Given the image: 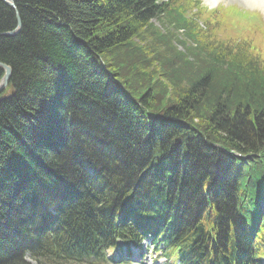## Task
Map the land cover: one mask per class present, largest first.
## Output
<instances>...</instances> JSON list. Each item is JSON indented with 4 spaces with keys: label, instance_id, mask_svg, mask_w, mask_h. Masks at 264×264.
<instances>
[{
    "label": "trees",
    "instance_id": "obj_1",
    "mask_svg": "<svg viewBox=\"0 0 264 264\" xmlns=\"http://www.w3.org/2000/svg\"><path fill=\"white\" fill-rule=\"evenodd\" d=\"M14 1L6 35L18 16L0 0V264H94L140 231L181 244L183 264H255L263 55L210 47L201 0Z\"/></svg>",
    "mask_w": 264,
    "mask_h": 264
},
{
    "label": "rangeland",
    "instance_id": "obj_2",
    "mask_svg": "<svg viewBox=\"0 0 264 264\" xmlns=\"http://www.w3.org/2000/svg\"><path fill=\"white\" fill-rule=\"evenodd\" d=\"M217 2L218 4L226 3L225 7H220L221 10H225L222 15L217 11L209 10L202 12L198 18L201 20L198 25L199 30L202 29V24H205L209 29L202 31L207 37V44L210 47L227 45L230 49L243 50L253 45L264 56V24L262 16L253 11L259 10L264 17V3L260 0H217ZM230 2H235L238 5ZM239 5L246 9H252L248 12L252 11L253 14L243 11ZM244 41L251 45L245 44Z\"/></svg>",
    "mask_w": 264,
    "mask_h": 264
},
{
    "label": "water",
    "instance_id": "obj_3",
    "mask_svg": "<svg viewBox=\"0 0 264 264\" xmlns=\"http://www.w3.org/2000/svg\"><path fill=\"white\" fill-rule=\"evenodd\" d=\"M4 2L7 5H9L12 8H14L16 10V13H17V16H18V27L14 31L6 33V35H16V34H18L20 32L21 25H22L21 24V19H20V14H19L18 9H17V5H16L14 0H4ZM0 67L5 70V74H4V76H3V78H2V80L0 82V92H1V91H3V89H5V87L9 83V79L12 76V67L7 65V64H5V63H3V62H1V61H0ZM11 97H12L11 94L3 96V97L0 98V102L1 101H5V100H7V99H9Z\"/></svg>",
    "mask_w": 264,
    "mask_h": 264
},
{
    "label": "bare ground",
    "instance_id": "obj_4",
    "mask_svg": "<svg viewBox=\"0 0 264 264\" xmlns=\"http://www.w3.org/2000/svg\"><path fill=\"white\" fill-rule=\"evenodd\" d=\"M262 3H264V0H260ZM3 91L0 92V94L2 93ZM3 97V96H0V98ZM2 102V101H1Z\"/></svg>",
    "mask_w": 264,
    "mask_h": 264
}]
</instances>
